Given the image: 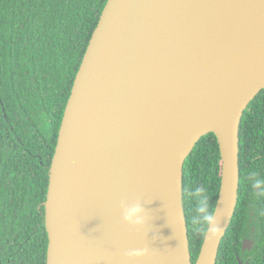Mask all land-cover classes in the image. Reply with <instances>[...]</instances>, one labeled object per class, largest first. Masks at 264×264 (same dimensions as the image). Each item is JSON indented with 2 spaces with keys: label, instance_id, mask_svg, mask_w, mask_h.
Here are the masks:
<instances>
[{
  "label": "water",
  "instance_id": "1",
  "mask_svg": "<svg viewBox=\"0 0 264 264\" xmlns=\"http://www.w3.org/2000/svg\"><path fill=\"white\" fill-rule=\"evenodd\" d=\"M262 89L264 0H107L48 169L45 264H215L238 199L241 118ZM207 133L222 231L192 262L183 168ZM135 203L139 227L122 215Z\"/></svg>",
  "mask_w": 264,
  "mask_h": 264
},
{
  "label": "trees",
  "instance_id": "2",
  "mask_svg": "<svg viewBox=\"0 0 264 264\" xmlns=\"http://www.w3.org/2000/svg\"><path fill=\"white\" fill-rule=\"evenodd\" d=\"M106 2L0 0V264L46 263L42 202L48 169L75 74ZM221 164L217 138L207 133L184 163L187 212L185 190L190 186L206 188L213 212ZM251 173L264 181V89L240 122V182L232 227L238 215L245 223L251 211L264 212V183L257 192ZM187 228L194 262L204 235L194 233L189 223Z\"/></svg>",
  "mask_w": 264,
  "mask_h": 264
},
{
  "label": "flooded vegetation",
  "instance_id": "3",
  "mask_svg": "<svg viewBox=\"0 0 264 264\" xmlns=\"http://www.w3.org/2000/svg\"><path fill=\"white\" fill-rule=\"evenodd\" d=\"M255 188L258 192L256 186ZM186 203L188 206V211L192 212V203L188 198H186ZM185 211L186 222L191 226V215L189 216L186 205ZM233 215H235V211ZM250 215L251 218H248L247 222L245 223L241 221V217L238 215L236 226L233 227L231 226V219L230 225L227 228V230L230 228V231L226 235L225 243L220 253L221 256H218L217 254L215 264H264V212L255 213L251 211ZM241 226L243 227L242 230H240L237 235H233V230H238Z\"/></svg>",
  "mask_w": 264,
  "mask_h": 264
},
{
  "label": "clouds",
  "instance_id": "4",
  "mask_svg": "<svg viewBox=\"0 0 264 264\" xmlns=\"http://www.w3.org/2000/svg\"><path fill=\"white\" fill-rule=\"evenodd\" d=\"M249 180L256 187H260L261 183H264V181L256 178L255 173L249 175ZM185 196L192 203V215L190 219L192 231L196 234L204 235L208 240L218 238L222 230L215 219L214 213L210 210L209 196L206 194V188L204 186H190L185 190ZM143 211L139 203L124 206L122 212L123 220L133 227L142 226L145 223ZM149 254L150 250L148 248L133 249L127 253L130 258H139Z\"/></svg>",
  "mask_w": 264,
  "mask_h": 264
}]
</instances>
